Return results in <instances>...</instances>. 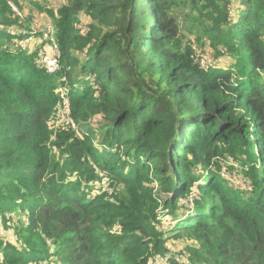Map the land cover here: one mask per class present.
<instances>
[{"label":"trees","instance_id":"obj_1","mask_svg":"<svg viewBox=\"0 0 264 264\" xmlns=\"http://www.w3.org/2000/svg\"><path fill=\"white\" fill-rule=\"evenodd\" d=\"M145 1L30 0L51 74L0 0V264H264V0Z\"/></svg>","mask_w":264,"mask_h":264},{"label":"built area","instance_id":"obj_2","mask_svg":"<svg viewBox=\"0 0 264 264\" xmlns=\"http://www.w3.org/2000/svg\"><path fill=\"white\" fill-rule=\"evenodd\" d=\"M16 38L14 40V48L16 50H20L22 52L31 53L34 52V46H41L45 44V47H40L34 53H37L36 56V65L40 69H44L49 71L51 74H55L59 72L62 67L60 64V50L58 41L56 38V30L53 24L49 23L46 25V30L39 36L37 32L32 30L31 32H20L15 34ZM51 48L53 54L52 56L48 54L45 48ZM209 52L205 51L199 59L198 63L201 70L208 72L211 69L221 68L223 67V63L225 62V57L216 58V59H208L205 56H208ZM225 55V52H223ZM264 75V74H263ZM60 93V103H59V111L58 116L59 119L65 123L70 124L73 128H77L76 124H74L71 120L72 108H71V100H70V90L67 87H62L59 90ZM162 217L160 218V220ZM3 234L0 233V236Z\"/></svg>","mask_w":264,"mask_h":264},{"label":"rangeland","instance_id":"obj_3","mask_svg":"<svg viewBox=\"0 0 264 264\" xmlns=\"http://www.w3.org/2000/svg\"><path fill=\"white\" fill-rule=\"evenodd\" d=\"M21 3H22V6L25 8V16H30L32 15V21H31V24H30V30L29 31H23V32H31L32 30H34L35 32H37V34L40 36L45 30H46V25L52 23V21H50L49 19H47L48 17L41 13L37 8L34 7V5L32 3H30V0H20ZM34 3L36 2H48V6H58L60 5V0H32ZM235 4L234 6H237L238 5V2L236 0H234ZM149 6V3H148V0H146L144 2V7L143 8H146ZM12 8L14 9V11L18 14V16L20 17V19H23V14L19 12V10L12 4ZM41 46H34L33 50H38ZM46 51L48 52L49 55L52 56L53 52L52 51H48V48H45ZM51 49V48H50ZM34 51V52H35ZM32 52V53H34ZM208 56H205V58H208V59H211L213 60V57L215 56L212 51H209V53L207 54ZM227 54L223 55L222 57H225V62L223 63V68H226L225 66L229 67L230 65V58H228V56L226 57ZM89 73H85V74H82L81 75V81H85L89 78ZM264 78V77H263ZM231 163L232 161H228V163L226 164V167L224 165V174L231 179V181L234 182V184L236 186H243L244 183L241 179L237 178V177H234V174L233 172H227V168L229 166H231ZM234 164V162H233ZM161 221H160V224L161 226L164 228V227H167V226H170V225H175L176 223H173L172 222V217L169 215V213L167 212H161ZM0 233L4 234V231L2 229H0ZM10 233V232H9ZM174 241V243L172 244L171 243V248L174 252H180V251H184L185 250V243L183 240H180V241H175V240H172ZM175 254H178V253H175Z\"/></svg>","mask_w":264,"mask_h":264},{"label":"crops","instance_id":"obj_4","mask_svg":"<svg viewBox=\"0 0 264 264\" xmlns=\"http://www.w3.org/2000/svg\"><path fill=\"white\" fill-rule=\"evenodd\" d=\"M47 48H48V51L50 52V51H52L50 48H49V46H47ZM51 53V52H50Z\"/></svg>","mask_w":264,"mask_h":264}]
</instances>
